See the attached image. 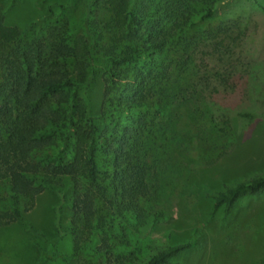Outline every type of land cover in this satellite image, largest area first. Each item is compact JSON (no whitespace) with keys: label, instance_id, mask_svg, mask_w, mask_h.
I'll use <instances>...</instances> for the list:
<instances>
[{"label":"trees","instance_id":"16d2710c","mask_svg":"<svg viewBox=\"0 0 264 264\" xmlns=\"http://www.w3.org/2000/svg\"><path fill=\"white\" fill-rule=\"evenodd\" d=\"M73 1L50 4L27 23V36L4 22L0 4V224L20 220L46 189L69 212L64 225L56 216L51 239L24 223L46 244L36 242V264H182L172 257L198 246L196 237L145 250L129 242L128 233L149 215L154 223L162 219L160 205L186 180V154L201 129L198 123L195 132L175 127L174 110L191 106L193 95L205 99L206 85L223 79L219 63L244 77L218 55L231 56L237 40L240 48L245 28L186 32L214 14L211 7L199 13L197 0H85L76 33L58 24L53 10ZM200 46L211 51L196 65L201 81L195 93L178 79L189 65L193 69ZM181 58L192 62L183 67ZM97 82L100 98L93 106ZM258 195H264V170L223 183L209 194L210 211L227 215L242 197ZM64 236L68 252L55 244Z\"/></svg>","mask_w":264,"mask_h":264},{"label":"rangeland","instance_id":"374dc122","mask_svg":"<svg viewBox=\"0 0 264 264\" xmlns=\"http://www.w3.org/2000/svg\"><path fill=\"white\" fill-rule=\"evenodd\" d=\"M257 1L262 9L253 0L195 2L197 5L194 7L200 10L199 13L207 7L215 8V11L210 18L189 28L188 33H204L207 30L215 33L217 28L223 29V33L229 25L232 28L231 24L244 26L240 48H237V40L235 45L232 44L234 50L231 56L230 53L218 55L227 58L234 70L244 77L231 75L219 63L217 66L221 68L220 77L223 79L217 86L211 82L205 84V99L198 100L193 95L189 100L191 106L188 103V107L174 110L179 112L176 113L178 120L175 127L191 128L195 132L194 127L199 124L201 129L200 139L193 144L196 147L186 154V180L179 181L172 194L168 193L169 202L163 204L164 207L160 205L163 218L154 223L149 215L144 225L128 233L127 239L129 242L136 240L141 249L146 247L147 250L153 244H173L196 237L199 245L179 252L172 257V263L264 264V195L242 197L227 215L219 211L211 212L209 198V194L223 183H234L253 172L264 170V0ZM68 2L70 0H0L4 8V22L18 26L26 36L27 23L44 14L50 4ZM84 6L85 0H74L63 10L54 6L58 24L80 32ZM234 28L236 31L239 27ZM227 34L232 35V32ZM173 41L179 43L180 40L174 37ZM184 44L187 42H181L179 47ZM172 47L173 50L179 48L178 44ZM198 49L192 55L193 69L189 65L178 79L181 87L187 84L192 89L194 85L195 93L201 81L196 65H200L211 51L201 46ZM177 55L180 57V51ZM242 55L245 57L241 58ZM187 61L192 62L190 59ZM187 61L181 58V66L184 67ZM99 98L100 84L97 82L91 93L93 106ZM195 112L198 116L192 115ZM58 205V196L43 189L35 196L32 207L22 213L20 220L0 224V264H36V242L43 246L46 244L42 239L33 237L24 223L33 226L43 236L53 238L56 216L60 215L64 225L69 212L65 205ZM55 244L61 251L68 252L70 238L56 239ZM108 261L100 264H109Z\"/></svg>","mask_w":264,"mask_h":264}]
</instances>
